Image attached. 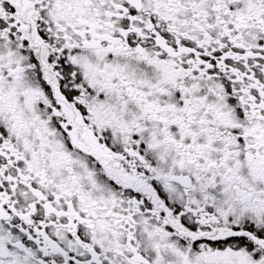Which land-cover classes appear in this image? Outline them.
Returning a JSON list of instances; mask_svg holds the SVG:
<instances>
[{"label":"snow or ice","instance_id":"1","mask_svg":"<svg viewBox=\"0 0 264 264\" xmlns=\"http://www.w3.org/2000/svg\"><path fill=\"white\" fill-rule=\"evenodd\" d=\"M0 264H264V0H0Z\"/></svg>","mask_w":264,"mask_h":264}]
</instances>
